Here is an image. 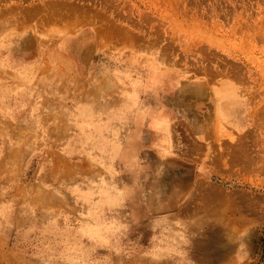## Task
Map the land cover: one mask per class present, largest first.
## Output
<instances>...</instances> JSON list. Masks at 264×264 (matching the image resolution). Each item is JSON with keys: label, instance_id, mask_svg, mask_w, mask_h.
<instances>
[{"label": "rangeland", "instance_id": "obj_1", "mask_svg": "<svg viewBox=\"0 0 264 264\" xmlns=\"http://www.w3.org/2000/svg\"><path fill=\"white\" fill-rule=\"evenodd\" d=\"M264 0H0V264H264Z\"/></svg>", "mask_w": 264, "mask_h": 264}, {"label": "trees", "instance_id": "obj_2", "mask_svg": "<svg viewBox=\"0 0 264 264\" xmlns=\"http://www.w3.org/2000/svg\"><path fill=\"white\" fill-rule=\"evenodd\" d=\"M263 255H264V239H263Z\"/></svg>", "mask_w": 264, "mask_h": 264}]
</instances>
